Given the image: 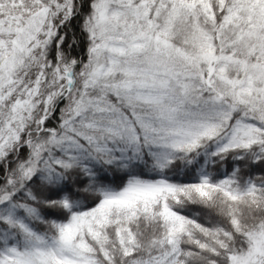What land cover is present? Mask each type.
<instances>
[{"label":"snow or ice","instance_id":"1","mask_svg":"<svg viewBox=\"0 0 264 264\" xmlns=\"http://www.w3.org/2000/svg\"><path fill=\"white\" fill-rule=\"evenodd\" d=\"M0 264H264V0H0Z\"/></svg>","mask_w":264,"mask_h":264}]
</instances>
